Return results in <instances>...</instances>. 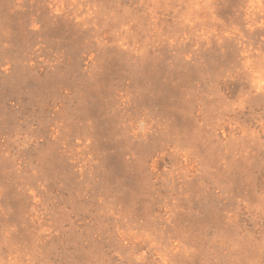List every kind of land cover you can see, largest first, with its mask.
Segmentation results:
<instances>
[{
  "label": "rangeland",
  "instance_id": "374dc122",
  "mask_svg": "<svg viewBox=\"0 0 264 264\" xmlns=\"http://www.w3.org/2000/svg\"><path fill=\"white\" fill-rule=\"evenodd\" d=\"M0 264H264V0H0Z\"/></svg>",
  "mask_w": 264,
  "mask_h": 264
}]
</instances>
